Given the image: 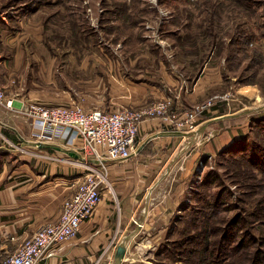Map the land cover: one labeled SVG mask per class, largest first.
Instances as JSON below:
<instances>
[{
    "label": "rangeland",
    "instance_id": "obj_1",
    "mask_svg": "<svg viewBox=\"0 0 264 264\" xmlns=\"http://www.w3.org/2000/svg\"><path fill=\"white\" fill-rule=\"evenodd\" d=\"M0 82L86 110L167 102L176 128L196 130L121 264L264 256V0H0Z\"/></svg>",
    "mask_w": 264,
    "mask_h": 264
},
{
    "label": "crops",
    "instance_id": "obj_2",
    "mask_svg": "<svg viewBox=\"0 0 264 264\" xmlns=\"http://www.w3.org/2000/svg\"><path fill=\"white\" fill-rule=\"evenodd\" d=\"M0 85L14 99L13 110L0 106L1 263L40 226L59 218L63 202L72 195L84 172L77 161L86 156L79 151V141L69 128L47 131L41 141L32 137L35 120L24 113L27 104H60L38 99L28 90L13 92ZM204 122L200 123L202 128L208 123ZM176 124L170 116L141 123L134 155L107 162L108 183L102 186L101 200L91 217L81 224L76 237L38 264H110L119 245L125 244L127 251L138 230L153 226L155 213L147 209L148 199L158 188L161 172L177 160L178 147L196 131L176 128ZM55 134L66 141H52ZM17 144L25 152L12 148ZM136 219L141 228L134 224Z\"/></svg>",
    "mask_w": 264,
    "mask_h": 264
},
{
    "label": "built area",
    "instance_id": "obj_3",
    "mask_svg": "<svg viewBox=\"0 0 264 264\" xmlns=\"http://www.w3.org/2000/svg\"><path fill=\"white\" fill-rule=\"evenodd\" d=\"M168 103H161L143 109L121 108L86 110L77 105L45 106L28 103L24 113L32 120V137L44 140L47 131L58 128L70 129L75 133L79 151L86 156L77 163L84 169L80 180L75 183L72 195L63 202L59 218L53 223L40 226L15 252L6 256L0 264H38L53 254L55 248L76 237L81 224L91 217L101 200L102 186L108 183L107 162L124 161L136 152V138L141 123L153 117H167ZM0 106L13 110L14 99L0 85ZM198 111L184 116L188 129H193ZM55 142L65 138L55 134ZM13 149L21 153L25 148L17 144ZM39 156L42 154L36 153ZM134 224L141 228L139 220Z\"/></svg>",
    "mask_w": 264,
    "mask_h": 264
},
{
    "label": "trees",
    "instance_id": "obj_4",
    "mask_svg": "<svg viewBox=\"0 0 264 264\" xmlns=\"http://www.w3.org/2000/svg\"><path fill=\"white\" fill-rule=\"evenodd\" d=\"M245 141H247V140H240L239 142L237 141V142H234L233 144H231L230 145V147H229V151L228 152H230V153H232L233 151V149L235 148V147H237V148H239L240 146H246V144H245ZM247 143V142H246ZM240 150H244L245 148H239ZM249 151V150H248ZM250 152H252L253 154H254V150H252V151H250ZM255 155V154H254ZM251 159H256V157H254V158H251ZM258 205V204H257ZM231 223H232V225H236V224H238L239 223V216H236V218L235 219H233L232 221H231ZM230 233L231 232H229V234H226V235H223V239H228L230 236ZM264 263V256L263 257H256V259L254 260H252L251 262H250V264H263Z\"/></svg>",
    "mask_w": 264,
    "mask_h": 264
},
{
    "label": "water",
    "instance_id": "obj_5",
    "mask_svg": "<svg viewBox=\"0 0 264 264\" xmlns=\"http://www.w3.org/2000/svg\"><path fill=\"white\" fill-rule=\"evenodd\" d=\"M222 118H224V117H220L218 119H222ZM125 253H126V246H125V244L119 245L117 247L116 252H115L113 264H121L122 261H123V259H124Z\"/></svg>",
    "mask_w": 264,
    "mask_h": 264
}]
</instances>
